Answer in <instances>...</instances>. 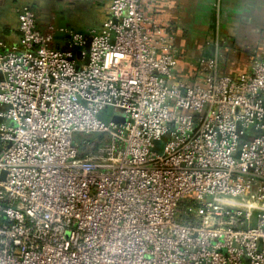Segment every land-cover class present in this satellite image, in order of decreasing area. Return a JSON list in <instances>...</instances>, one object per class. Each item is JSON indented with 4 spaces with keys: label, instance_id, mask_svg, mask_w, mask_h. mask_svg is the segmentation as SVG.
I'll list each match as a JSON object with an SVG mask.
<instances>
[{
    "label": "built area",
    "instance_id": "2783aa9c",
    "mask_svg": "<svg viewBox=\"0 0 264 264\" xmlns=\"http://www.w3.org/2000/svg\"><path fill=\"white\" fill-rule=\"evenodd\" d=\"M94 1L88 34L24 6L0 42V264H264V60L181 80L145 0Z\"/></svg>",
    "mask_w": 264,
    "mask_h": 264
},
{
    "label": "crops",
    "instance_id": "0c3cea01",
    "mask_svg": "<svg viewBox=\"0 0 264 264\" xmlns=\"http://www.w3.org/2000/svg\"><path fill=\"white\" fill-rule=\"evenodd\" d=\"M144 4L169 37L181 80H194L216 55L220 74L230 78L247 74L255 57L264 60V0H145ZM68 5L79 9L68 26L79 33L88 34L109 18L105 4L94 0H0L1 51L19 46L18 19L24 6L36 12L39 29L46 31L51 25L66 27L56 26L55 18ZM54 47L69 49L68 38L57 37Z\"/></svg>",
    "mask_w": 264,
    "mask_h": 264
},
{
    "label": "rangeland",
    "instance_id": "374dc122",
    "mask_svg": "<svg viewBox=\"0 0 264 264\" xmlns=\"http://www.w3.org/2000/svg\"><path fill=\"white\" fill-rule=\"evenodd\" d=\"M97 3V2H96ZM102 5L101 3H97ZM107 5V4H105ZM105 5H102L104 8H108ZM68 9H64L63 12L62 11H58L57 17L55 18L56 22V26H72L73 23L71 22L73 20V16L78 14L79 9L76 8V6L71 7L70 5L67 6ZM108 10V9H107ZM63 14V15H62ZM62 15V16H61ZM68 28H72V27H68ZM96 28V27H91V29ZM112 114V111L108 112V115L110 116ZM105 117L103 118L106 122H108L110 120V117ZM79 139H82V136H78ZM168 140V137H164L163 138V142H166Z\"/></svg>",
    "mask_w": 264,
    "mask_h": 264
},
{
    "label": "water",
    "instance_id": "95a60500",
    "mask_svg": "<svg viewBox=\"0 0 264 264\" xmlns=\"http://www.w3.org/2000/svg\"><path fill=\"white\" fill-rule=\"evenodd\" d=\"M89 45H90V38L88 39V42H87V48H89ZM117 122H119V120H116ZM125 120H122V122H124ZM155 150L157 152H159L160 154L163 153V144L162 142H157L156 143V146H155Z\"/></svg>",
    "mask_w": 264,
    "mask_h": 264
}]
</instances>
